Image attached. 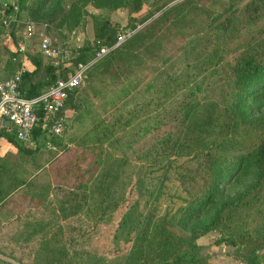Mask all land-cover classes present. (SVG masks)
I'll return each instance as SVG.
<instances>
[{
	"label": "rangeland",
	"instance_id": "1",
	"mask_svg": "<svg viewBox=\"0 0 264 264\" xmlns=\"http://www.w3.org/2000/svg\"><path fill=\"white\" fill-rule=\"evenodd\" d=\"M35 1L0 0L10 10L16 6L17 20L10 32L0 24V72L25 69V51L37 52L44 36L72 49L91 42L102 17L116 33L130 32L112 50L143 29L144 39L129 55L106 53L87 70L65 107L66 125L53 138L54 148L23 155L8 143L0 158L6 193L0 202V264H150L167 254L161 242L173 252L185 250L188 233L171 227L172 215L200 192L205 156L217 151L207 147L214 137L201 129L199 118L213 113L226 65L251 36L263 35L264 0H150L129 14L132 21L126 6L133 0H59L36 13L29 7ZM254 15L261 17L251 23ZM24 22L31 31L23 32ZM13 45L22 49L11 60L4 47ZM110 54L111 69L100 73ZM40 59L34 79L43 76L45 65L58 63ZM209 68L214 71L207 75ZM195 84L201 90L188 99ZM246 120L250 135L242 145L251 147L264 133V107L249 108ZM4 145L0 139V149ZM253 183L252 176L227 178L218 187L215 206L247 188L240 204L249 203L231 213L235 226L262 223L264 180ZM213 207L192 225L207 222ZM217 237L208 231L194 240L204 264H242L234 247L216 243ZM259 260L264 264V249Z\"/></svg>",
	"mask_w": 264,
	"mask_h": 264
},
{
	"label": "trees",
	"instance_id": "2",
	"mask_svg": "<svg viewBox=\"0 0 264 264\" xmlns=\"http://www.w3.org/2000/svg\"><path fill=\"white\" fill-rule=\"evenodd\" d=\"M17 1L19 3L21 2V0ZM146 1L150 0H133L131 1V5L133 4V6H126L128 21L133 20L129 14L139 10L142 2ZM154 1L155 0L150 1V5H152ZM164 3L165 1L157 4L151 9V11H157ZM58 4L59 0H36L35 3L31 4L29 7H32V11L36 13L43 10L46 5L55 8ZM10 9L11 7L7 6V10ZM166 12H168V10L162 14H165ZM149 14L151 15V13H148L144 18L150 16ZM260 17L261 15L250 16L249 20L252 21L251 23H254ZM11 27L12 25L8 28V32H10ZM116 29V26L111 24L107 17H102L94 26L91 42L86 41L80 46L72 49L73 53L69 64L72 66L77 62L86 63L91 58L95 48L100 45H110L113 43L116 36ZM143 32L144 29L137 31L132 35L133 37L131 40L121 44L119 49L116 48L111 50L107 54L116 53L117 55H129L131 50L142 44L144 39ZM258 35L262 36H251L240 54L232 63L226 65L224 70L225 74L222 76L219 86L221 97L215 104L212 110L213 113L208 116L204 114L199 118L202 121L198 124L201 129L204 132L211 133L214 137L213 140L206 141V144L208 145L207 147L217 151L215 154L208 153L205 156V173L203 186L200 192L191 196L186 204L180 207V209L172 215L173 223L171 227L179 228L188 233L186 236L187 246L185 247V250L173 252L170 248L166 247L164 242H161L159 248L165 250L167 254H164L161 258L156 259L150 264H204L203 259L197 254V245L194 240L208 231L217 232L218 237L215 240L216 243L223 242L227 245L233 246L234 254L242 264H261L259 257L261 251L264 249V216H260V218H262V223L254 228H241L229 222L234 208L249 203L240 204V200L243 199L246 194L247 188L243 189L234 199L220 202L218 206H215L219 189L218 187L220 183L227 178L235 179L252 176L256 183L264 180L263 131L260 130L258 132L259 137L257 138V142H253L251 147H244L242 145V141L250 135L249 129L246 125L248 109L251 107L255 109L264 107V31ZM10 36L8 37L12 41V35L10 34ZM4 48L6 53L9 52L10 59L14 60V57L17 56L18 50H16V48H13L12 50L6 47ZM24 54L30 67L22 69L20 75V87L25 91L27 96L41 92L57 77L65 76V71L69 70L68 68H62L59 64H48L44 66L43 76L39 79H34L36 72L41 67L40 55L38 52L29 51H25ZM114 58V54L107 56L105 58V64L101 65L103 67L99 72L104 73L106 69H111V62L114 61L112 60ZM10 62L13 63L12 61ZM94 62L96 63V61ZM93 63L84 71L83 79L86 76L87 70L93 65ZM13 67L15 69L18 68V62H15ZM2 71L3 72H0L2 77L12 75V72L7 73L5 70ZM213 71L212 68H209L207 70V75ZM92 75L94 76V72ZM123 78L126 80L125 76H123ZM188 90V99H191V97L194 96V93L200 92L201 85L195 84ZM75 91L76 89L68 95L64 108L68 104L69 99L74 95ZM149 129L150 127L144 128L142 133H147ZM39 133L40 130L35 129L33 134L34 138L37 137ZM103 134L104 130L101 131V135ZM1 137L12 145L16 149V152L23 155H30L37 151L44 150L40 147L31 149L20 145L14 138L12 132H4L3 130H0V138ZM256 183H253L252 186ZM5 197L6 193L0 187V202ZM212 207L213 214L207 222L203 224L201 223L198 227L192 225L195 218L203 215ZM224 210L228 212V217L222 215ZM123 224L124 219L120 225L122 226ZM135 251L136 248L131 249L130 256L127 258L133 257Z\"/></svg>",
	"mask_w": 264,
	"mask_h": 264
},
{
	"label": "built area",
	"instance_id": "3",
	"mask_svg": "<svg viewBox=\"0 0 264 264\" xmlns=\"http://www.w3.org/2000/svg\"><path fill=\"white\" fill-rule=\"evenodd\" d=\"M12 9L7 10V5L4 3L0 5V24L7 23L11 26L17 22L14 4ZM31 29L30 22H24L23 32H29ZM129 33L117 32L113 43L98 46L86 63L77 62L72 66L69 63L73 46L57 45L50 38L42 37L37 48L38 54L56 60L58 62L56 64L71 71L65 73L63 77H57L41 92L31 96H27L20 87L22 69L16 70L8 77L0 75V130L12 132L16 141L24 147L54 148L53 138L60 137L66 125L63 112L68 95L79 87L86 68L117 47ZM19 49H22L21 46L16 48ZM35 129L40 130V133L34 138Z\"/></svg>",
	"mask_w": 264,
	"mask_h": 264
},
{
	"label": "crops",
	"instance_id": "4",
	"mask_svg": "<svg viewBox=\"0 0 264 264\" xmlns=\"http://www.w3.org/2000/svg\"><path fill=\"white\" fill-rule=\"evenodd\" d=\"M27 65H29L28 63H26V68H29ZM0 139H4V138H0ZM5 140V139H4ZM8 145V142L5 140V145L0 149V157L3 155L4 152L7 151V146ZM11 147H13L12 145H10Z\"/></svg>",
	"mask_w": 264,
	"mask_h": 264
},
{
	"label": "water",
	"instance_id": "5",
	"mask_svg": "<svg viewBox=\"0 0 264 264\" xmlns=\"http://www.w3.org/2000/svg\"><path fill=\"white\" fill-rule=\"evenodd\" d=\"M5 124H7V121H5Z\"/></svg>",
	"mask_w": 264,
	"mask_h": 264
}]
</instances>
